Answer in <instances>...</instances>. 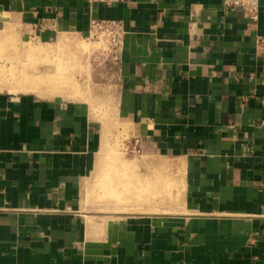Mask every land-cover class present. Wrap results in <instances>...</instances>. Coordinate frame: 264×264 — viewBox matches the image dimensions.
Listing matches in <instances>:
<instances>
[{
    "label": "crops",
    "instance_id": "1",
    "mask_svg": "<svg viewBox=\"0 0 264 264\" xmlns=\"http://www.w3.org/2000/svg\"><path fill=\"white\" fill-rule=\"evenodd\" d=\"M0 12L51 36L90 38L92 19L124 31L110 145L90 100L0 90V264H264V0L256 22L223 0H0ZM120 134L144 182L172 164L178 207L83 209Z\"/></svg>",
    "mask_w": 264,
    "mask_h": 264
},
{
    "label": "rangeland",
    "instance_id": "2",
    "mask_svg": "<svg viewBox=\"0 0 264 264\" xmlns=\"http://www.w3.org/2000/svg\"><path fill=\"white\" fill-rule=\"evenodd\" d=\"M41 30L17 15L0 12V90L90 100L110 145L114 140L112 129L121 123L113 116L111 100L105 97L115 91L112 82L114 85L116 58L108 52L107 41L91 36L78 39L65 33L51 36ZM121 135L92 174L82 200L83 209L96 212V208H102L120 214L178 207L180 182L172 164L168 163L165 175L152 173L144 182L137 165L128 168L132 155Z\"/></svg>",
    "mask_w": 264,
    "mask_h": 264
},
{
    "label": "built area",
    "instance_id": "3",
    "mask_svg": "<svg viewBox=\"0 0 264 264\" xmlns=\"http://www.w3.org/2000/svg\"><path fill=\"white\" fill-rule=\"evenodd\" d=\"M91 4L113 5L123 0H88ZM227 9H242L245 16L251 21L256 22L259 19L260 0H223ZM123 26L121 21L92 19L90 24V36L92 38H103L108 43V52L118 58V49L121 46L123 38ZM138 145V144H137ZM135 145L132 150L140 153V149Z\"/></svg>",
    "mask_w": 264,
    "mask_h": 264
}]
</instances>
